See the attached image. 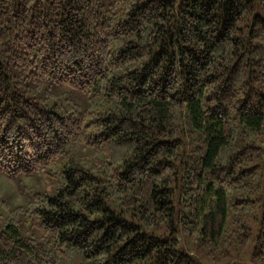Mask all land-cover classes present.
I'll return each mask as SVG.
<instances>
[{"label": "trees", "instance_id": "16d2710c", "mask_svg": "<svg viewBox=\"0 0 264 264\" xmlns=\"http://www.w3.org/2000/svg\"><path fill=\"white\" fill-rule=\"evenodd\" d=\"M262 3L0 0V264L261 262Z\"/></svg>", "mask_w": 264, "mask_h": 264}, {"label": "rangeland", "instance_id": "374dc122", "mask_svg": "<svg viewBox=\"0 0 264 264\" xmlns=\"http://www.w3.org/2000/svg\"><path fill=\"white\" fill-rule=\"evenodd\" d=\"M254 11L261 15H264V3L261 6L255 5ZM78 93V92H77ZM83 95L78 93L77 97L74 98L76 101L82 100ZM85 157L93 159V156L88 152L84 154ZM20 182L27 185H35V186H44L47 190L51 188V179L44 172L42 167H37L33 173L30 174H22L19 176ZM16 177H10L0 172V194L6 195L8 200L11 203L18 202L21 198L19 190L16 185ZM181 244L188 250H190L198 259L205 263L214 264L215 258L212 256V252L206 250V248H201L196 244V238L193 237L191 233H181ZM245 261H248L245 256L243 258ZM258 262L253 261L254 264H264V258H261Z\"/></svg>", "mask_w": 264, "mask_h": 264}]
</instances>
